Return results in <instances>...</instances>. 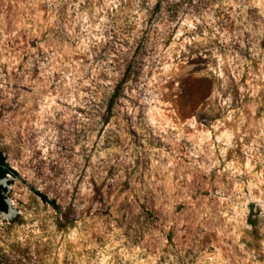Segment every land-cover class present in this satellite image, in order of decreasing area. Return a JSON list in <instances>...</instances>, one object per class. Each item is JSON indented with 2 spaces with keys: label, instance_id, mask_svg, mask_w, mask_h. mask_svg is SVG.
<instances>
[{
  "label": "rangeland",
  "instance_id": "1",
  "mask_svg": "<svg viewBox=\"0 0 264 264\" xmlns=\"http://www.w3.org/2000/svg\"><path fill=\"white\" fill-rule=\"evenodd\" d=\"M0 150V264H264V0H0Z\"/></svg>",
  "mask_w": 264,
  "mask_h": 264
},
{
  "label": "trees",
  "instance_id": "2",
  "mask_svg": "<svg viewBox=\"0 0 264 264\" xmlns=\"http://www.w3.org/2000/svg\"><path fill=\"white\" fill-rule=\"evenodd\" d=\"M125 80H122L116 87L114 94L111 96L108 104V109H112L115 105L116 100L119 98V91L121 90V87ZM7 177L12 178H18V174L10 168V166L7 164L5 157L3 156L1 150H0V181L7 179ZM6 189L0 185V213H6L8 211V205L6 202L5 197ZM42 199L45 200L44 196H40ZM255 222L252 217L250 216L248 218V223L254 227Z\"/></svg>",
  "mask_w": 264,
  "mask_h": 264
},
{
  "label": "water",
  "instance_id": "3",
  "mask_svg": "<svg viewBox=\"0 0 264 264\" xmlns=\"http://www.w3.org/2000/svg\"><path fill=\"white\" fill-rule=\"evenodd\" d=\"M1 182V181H0Z\"/></svg>",
  "mask_w": 264,
  "mask_h": 264
}]
</instances>
